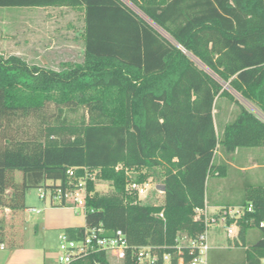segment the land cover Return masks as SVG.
I'll return each instance as SVG.
<instances>
[{"label":"trees","instance_id":"16d2710c","mask_svg":"<svg viewBox=\"0 0 264 264\" xmlns=\"http://www.w3.org/2000/svg\"><path fill=\"white\" fill-rule=\"evenodd\" d=\"M3 6L81 10L84 51L81 62H62L60 70L0 54V206L23 210L26 189L72 188L87 172L110 189L85 179V225L65 228L69 239L82 240L86 228H102L103 236L120 230L130 246H151L156 264L164 253L170 264L180 256L186 263L193 254L177 239L204 231L195 209L206 205L208 177L226 175L216 154L264 146V119L233 94L264 115V0H0ZM219 98L233 105L225 121L217 119ZM142 170L161 172L162 204H143L127 190L129 181L144 182ZM238 205L252 211L238 219L234 244L245 246L249 231L257 232L242 264H262L264 184L245 185ZM131 252L122 264H136ZM95 263L113 264L103 252L69 264Z\"/></svg>","mask_w":264,"mask_h":264},{"label":"crops","instance_id":"0c3cea01","mask_svg":"<svg viewBox=\"0 0 264 264\" xmlns=\"http://www.w3.org/2000/svg\"><path fill=\"white\" fill-rule=\"evenodd\" d=\"M32 8L35 10L34 12L25 13L21 16L23 21L19 25L18 42H12L13 38L10 36V31L13 23L10 20H7L4 24L8 27V31L4 29V25L3 27L0 25V54L4 56L16 55L28 64L52 70H60L62 62H81L84 51L82 11L70 7L48 6ZM249 104L251 107L244 105L262 118L261 112L250 102ZM257 149L264 150V146L257 147ZM263 150L262 154L264 155ZM262 161H255L247 165L240 163L238 165L231 163V165L238 169L240 176L247 175V173L252 175L253 173L256 176L255 178L259 177L264 184V160ZM254 170H257L258 176L254 173ZM242 180H246L244 182L245 185L249 184L246 177L242 178ZM226 205L231 206L230 204H221L218 200L209 202L208 198H206V207L210 212ZM69 210H72V208L52 205L44 207L43 215L37 222L32 224L34 235L36 236L40 233L42 239L38 245L17 244L14 242L16 237H12L13 239L3 237V240L0 241L4 243L5 248L0 249V264H46L48 249L46 248V243H44V238L47 237V231H60L57 234L58 238L65 228L82 226L77 217L69 213ZM24 211L27 210L24 208L23 210L10 211L4 217V230L15 226L18 229V235L22 234L26 229ZM256 235L257 232L255 237ZM248 238H250L249 233ZM209 244L207 264H210L213 260L216 251L230 250L231 248L243 250L250 242L248 239L245 246H236L233 240L226 236L223 228L216 226L209 229ZM7 247H11V250L6 251ZM238 264H242V258H238Z\"/></svg>","mask_w":264,"mask_h":264},{"label":"rangeland","instance_id":"374dc122","mask_svg":"<svg viewBox=\"0 0 264 264\" xmlns=\"http://www.w3.org/2000/svg\"><path fill=\"white\" fill-rule=\"evenodd\" d=\"M35 10L32 7H24V6H3L0 7V25L6 23L7 20H10L13 25L10 31V36L13 38L12 42H18L19 35V25L23 21L21 16L25 13L34 12ZM4 29L7 30L8 27L4 25ZM8 31V30H7ZM62 66V65H61ZM233 94L244 104L251 107L249 102L245 101L238 94ZM253 107V106H252ZM233 108V105L225 99L219 98L217 101V110L219 115L217 119L221 121H225L229 118L228 112ZM223 110V111H222ZM226 112V113H225ZM261 114V113H260ZM262 118L264 119V115ZM248 149V150H247ZM263 149H257V147L251 148H241L238 152L234 153L231 158H228L222 154L217 153L215 157L216 163H224L227 165V171L225 176H216L210 175L207 179L206 185V198H208L209 202H216L218 200L221 204H230V205H238L241 203L243 195H244V186L245 181L242 178L246 177L248 185H262L263 181L259 177L255 178V174L247 173V175L240 176L238 173V169L231 165L234 163L235 165L240 164H251L252 162H263L264 155L262 154ZM249 151H251L249 153ZM264 151V150H263ZM159 171V170H158ZM140 170L136 172H129L131 179L135 177ZM254 173L257 175V170H254ZM142 174L144 177V182L147 183V190L144 195L139 198V201L143 204H162L163 202V193L156 189V185L161 184L162 176L160 175H149L148 171L142 170ZM258 176V175H257ZM94 177V176H93ZM14 178L16 183L21 182L22 174L19 171L14 172ZM95 189L98 191H108L110 189V184L108 181L100 180L94 178ZM247 185V184H246ZM39 188H29L24 191V204L26 207L35 206L40 208L42 212L39 213H31L28 211H24V218L26 221V229L22 234L18 235V229L13 226L4 230V237L13 239L12 237H16L14 240L17 244H23L27 246L38 245L41 242L40 233L39 235H34V230L32 224L37 222L38 219L44 213V207L49 206L47 202H44L38 198ZM216 200V201H215ZM69 213L77 217L79 222H81L82 226L84 225V213L80 210H69ZM8 226V225H7ZM60 231H47V237L44 238V243H46L47 257L46 264H57L55 261V257L58 255V238L57 234ZM256 230H250L249 242H251L255 238ZM18 235V236H17ZM11 247H7L6 251H10ZM231 256V257H229ZM243 250L239 248H231L230 250H218L214 253L213 260L210 264H238V258H242ZM111 255L109 259L114 263L113 259H111ZM164 264H170L169 262H164Z\"/></svg>","mask_w":264,"mask_h":264},{"label":"built area","instance_id":"2783aa9c","mask_svg":"<svg viewBox=\"0 0 264 264\" xmlns=\"http://www.w3.org/2000/svg\"><path fill=\"white\" fill-rule=\"evenodd\" d=\"M67 175L73 177L74 168L67 170ZM94 177L87 173L83 178L77 179V182L72 184V188L62 189L57 187L55 189H48L40 187L38 192V198L44 202H47L52 206H64L74 210H85V197L86 186L85 179ZM147 183H138L135 181H129L127 190L131 193H135L141 198L147 190ZM28 212L39 213L40 208L35 206H29L25 208ZM245 211L251 212L252 206L247 207L242 205L223 206L216 211L210 212L206 205L203 208L195 209V219H202L205 225L204 231L196 237L186 238L180 237L177 239L176 246L180 248L182 241H184L185 247L188 248L189 253L193 254L192 257L185 263L183 257H178L177 264H207V252L210 248L209 244V229L211 227L220 226L225 231L226 236L231 238L234 242L238 235V219L245 213ZM10 213L8 207L0 206V215L3 217ZM232 219V222L227 223V219ZM259 227H264V221L259 222ZM102 228H86L84 231V237L82 240L76 241L69 239L65 232H62L58 239V255L55 257L57 264H69L73 256L75 255H87L91 253L103 252L107 259L111 255L113 264H122L126 259V250L131 249V260L136 264H156L158 255L153 251L151 246H138L133 247L127 243L126 237L122 231L116 230L111 236H103ZM5 245L0 241V249H4ZM171 255L169 253L162 254L163 262L170 263ZM264 264V258L261 260ZM98 264V263H95Z\"/></svg>","mask_w":264,"mask_h":264},{"label":"water","instance_id":"95a60500","mask_svg":"<svg viewBox=\"0 0 264 264\" xmlns=\"http://www.w3.org/2000/svg\"><path fill=\"white\" fill-rule=\"evenodd\" d=\"M156 189H157L158 191H160L161 193H164V191H165V187H164L163 184H158V185H156Z\"/></svg>","mask_w":264,"mask_h":264}]
</instances>
